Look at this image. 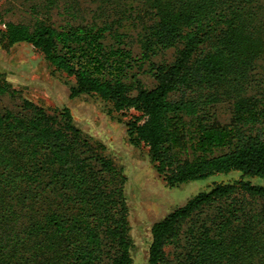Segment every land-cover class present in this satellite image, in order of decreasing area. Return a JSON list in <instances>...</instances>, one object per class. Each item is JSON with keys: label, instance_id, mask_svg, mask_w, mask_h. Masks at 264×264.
Instances as JSON below:
<instances>
[{"label": "trees", "instance_id": "16d2710c", "mask_svg": "<svg viewBox=\"0 0 264 264\" xmlns=\"http://www.w3.org/2000/svg\"><path fill=\"white\" fill-rule=\"evenodd\" d=\"M38 1L30 22L0 18L5 48L33 44L76 80L72 96L127 117L168 186L241 173L156 222L150 264H264V184L251 179H264V0ZM19 92L0 74V95ZM127 180L70 109L0 107V264H133Z\"/></svg>", "mask_w": 264, "mask_h": 264}, {"label": "rangeland", "instance_id": "374dc122", "mask_svg": "<svg viewBox=\"0 0 264 264\" xmlns=\"http://www.w3.org/2000/svg\"><path fill=\"white\" fill-rule=\"evenodd\" d=\"M39 3L41 2L38 0H0V18L30 22L33 20L31 7ZM96 6L93 3V7ZM96 9H99L98 6ZM113 10L111 14L116 18L122 15L120 8ZM56 19L58 22L61 20L55 15ZM135 28L126 27L131 35L129 40L135 52L139 54L141 48ZM176 54L177 49L171 48L155 55L153 61L171 62ZM0 74L20 89L18 96L0 95L1 108L16 109L24 99H29L50 111L68 108L75 124L93 139L102 142L107 148V153L124 169L128 178L125 193L133 240V264H150L152 229L156 222L183 206L199 192L209 190L215 183L231 182L241 177L240 172L234 171L186 182L177 187L168 186L155 169L148 147H137L129 142L125 121L127 117L123 120L113 117L109 113L110 105L95 95L84 93L72 96V86L76 80L54 70L44 54L29 42H19L5 48L4 43L0 41ZM141 78L147 86H154L155 79L149 73L141 74ZM216 111L221 121L228 122L232 116V104L220 103ZM251 179L255 183L264 184L263 178Z\"/></svg>", "mask_w": 264, "mask_h": 264}]
</instances>
